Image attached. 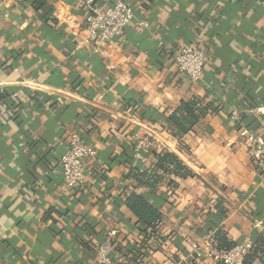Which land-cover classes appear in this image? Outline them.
<instances>
[{
	"label": "crops",
	"instance_id": "1",
	"mask_svg": "<svg viewBox=\"0 0 264 264\" xmlns=\"http://www.w3.org/2000/svg\"><path fill=\"white\" fill-rule=\"evenodd\" d=\"M34 1L0 7V264H96L111 227L113 264H218L205 253L217 229L235 245L264 238V181L240 135L264 142L259 1L124 0L134 11L125 42L104 52L83 42L86 3L102 0H45L38 11ZM195 36L206 64L192 83L165 48ZM192 98L207 109L185 135L143 114L166 118ZM71 133L95 149L82 190L66 188L59 166ZM143 137L192 173L150 169L146 197L162 221L146 235L122 204Z\"/></svg>",
	"mask_w": 264,
	"mask_h": 264
},
{
	"label": "built area",
	"instance_id": "2",
	"mask_svg": "<svg viewBox=\"0 0 264 264\" xmlns=\"http://www.w3.org/2000/svg\"><path fill=\"white\" fill-rule=\"evenodd\" d=\"M5 0H0V7ZM264 8V0H258ZM87 14L83 25L86 37L83 42L95 50H104L111 44H123L126 39V29L133 20L134 11L124 0H102L98 5L86 3ZM138 26L147 27L145 22H139ZM165 53L170 54L175 64L176 73L188 81L197 82L204 71L206 54L202 47L200 36H195L192 42L179 49L165 48ZM240 135L246 137L250 144L252 155L255 159L261 179L264 181V142L254 137L247 130ZM153 141L148 137L139 138L134 145V156L141 162H145L144 155L153 149ZM95 155V149L83 142L77 133L69 134L67 146L60 158L59 166L63 175L66 188L74 190L84 185L86 178L91 176L87 168L88 162ZM1 172V167H0ZM117 229L111 227L101 240L95 244L96 264H113L114 241L117 237ZM251 247V241L236 245L227 252H217L212 247L207 248L206 256L218 264H242L244 256ZM198 258L203 257L196 252Z\"/></svg>",
	"mask_w": 264,
	"mask_h": 264
},
{
	"label": "trees",
	"instance_id": "3",
	"mask_svg": "<svg viewBox=\"0 0 264 264\" xmlns=\"http://www.w3.org/2000/svg\"><path fill=\"white\" fill-rule=\"evenodd\" d=\"M45 5V0H35L32 3V8L38 11L44 9ZM2 98L3 97L0 96V100ZM127 104L130 103L128 102ZM206 109L207 106L202 104L200 99L192 98L187 102H181L166 118L160 119V116L148 111H144L143 114L152 117V120H158L160 124H162L163 129L167 132L175 136H181L185 135L194 127L205 113ZM240 119L241 122H243V117ZM130 150L134 155V150ZM147 155L148 161L146 159L145 162H141L136 158L132 160L131 169L135 173L134 180L136 186L125 195L122 202L123 206L138 220V225L141 227L143 235L148 234V232L154 233L155 229L162 221L161 212L158 208L153 206L146 197V189L149 190L153 187L149 182L150 169L154 168L157 172L164 175H172L180 179L192 176V173L172 153L165 151L157 154L155 150L152 149ZM115 161L116 159H113L111 163ZM83 186L77 189L82 190ZM223 213L224 212L221 210L220 214ZM211 246L217 252L223 253L229 251L236 245L230 240L227 234L221 229H217L212 235ZM263 256L264 238L258 236L251 241V247L244 256L242 264H254L256 261L261 260Z\"/></svg>",
	"mask_w": 264,
	"mask_h": 264
}]
</instances>
